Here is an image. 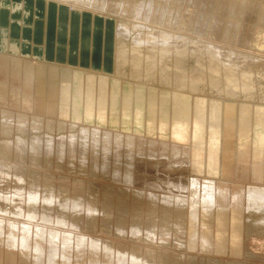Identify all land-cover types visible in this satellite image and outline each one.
Returning <instances> with one entry per match:
<instances>
[{
	"label": "bare ground",
	"instance_id": "bare-ground-1",
	"mask_svg": "<svg viewBox=\"0 0 264 264\" xmlns=\"http://www.w3.org/2000/svg\"><path fill=\"white\" fill-rule=\"evenodd\" d=\"M39 1L49 15L73 14L98 39L106 38L102 59L107 48L112 68L97 73L33 55L39 67L29 87L39 111H11L22 102L0 109V264L5 257L12 264H241L245 239L264 231V107L206 104L192 96L202 75L193 80L181 71L173 79L176 90L171 81L159 86L154 75L161 62L155 57L166 64L177 45H194L187 38L191 31L209 40L217 34L234 55L243 47L256 52L264 38V0ZM226 5L230 19L241 20L222 33L215 23L222 22ZM8 9L23 15L20 23L12 21V36L21 27L27 38L33 8L27 0L5 1L2 23ZM86 38L80 54L91 46ZM27 41L34 52H46V46ZM222 47L209 41L204 47L211 64L224 63H215L216 72L209 69L215 88L217 76L232 64L222 59ZM143 65L148 78L137 82ZM163 68V80L170 79V69ZM226 71V89H239L241 76ZM45 163L74 173L57 174L63 176L58 188L54 177L44 179L31 169Z\"/></svg>",
	"mask_w": 264,
	"mask_h": 264
},
{
	"label": "rangeland",
	"instance_id": "rangeland-1",
	"mask_svg": "<svg viewBox=\"0 0 264 264\" xmlns=\"http://www.w3.org/2000/svg\"><path fill=\"white\" fill-rule=\"evenodd\" d=\"M5 1H8V2H11V1H13V0H0V16H2L1 15V9H2V3L3 2H5ZM14 1H17V2H23L24 3V0H14ZM40 2V4H43L42 3V1H39V0H27V5H28V7H29V5L33 8V14H32V22L34 21V19H35V17H36V15H39V13L41 12V10H40V6H38L37 7V5H38V2ZM37 4V5H36ZM44 6H46V3H44ZM227 6V5H226ZM226 6H223L224 8H225V13H223L222 15H221V20H222V22L220 23V22H217V21H215V22H217V23H215V25L217 26V28L218 27H220L219 28V31H221L222 33H224L225 32V29H223V27H226L229 23H235V22H233L234 20H236V22L237 21H240L241 20V18L239 17V18H231L230 19V17H229V13H228V6L226 7ZM36 8H37V12H39V10H40V12L39 13H36ZM48 8V7H47ZM39 9V10H38ZM262 10H264L263 8H262ZM4 14V16H6V20H5V22H1L0 21V31L1 32H4L5 33V35H6V37L3 39V38H1L2 37V34H1V36H0V61H2L3 63H0V109L2 110V109H9L10 108V106H13L14 104H16L17 106H19L20 105V103H21V108H18V109H13V108H10V109H13V110H15V111H13V110H11L12 112H15V113H23V114H33L34 113V115H36L37 114V112L39 111V110H37L36 109V107H34V97L35 96H37L36 94H35V92H33L32 90H31V88L29 87V85H32L33 84V77H32V73L39 67L38 65L39 64H33V61H35L34 59H36V58H34V57H32L33 55H35V56H37V58L39 59V58H41L40 60H43L44 59V57H43V55H41V54H39V52L37 51V52H34V50L32 49V47H30L29 46V41H27V39L24 37L23 38V36L21 35V33H23V32H21L20 33V31L21 30H23L21 27L20 28H18V30H19V35L18 36H12V32H11V29H12V27L14 26V25H12L11 26V23H12V21L13 20H17V21H19V19H23V15H20V16H16L14 13H12L11 14V9H8L7 11H5V12H3ZM54 13V15H53V22H58V19H59V17H60V14H59V12L58 11H54L53 12ZM69 16H71L72 17V15L73 14H68ZM74 17H75V15H73ZM226 17H227V20H226ZM229 17V18H228ZM30 18V19H31ZM43 18H44V15H43ZM76 19H77V17H76ZM229 19H230V21H229ZM233 19V20H232ZM240 19V20H239ZM20 20V21H21ZM220 20V21H221ZM20 21H19V23H20ZM229 21V22H228ZM18 23V24H19ZM30 23H31V21H30ZM225 23V24H224ZM264 23V16H263V19L259 22V27L262 25ZM14 24V23H13ZM29 24V23H28ZM223 24V25H222ZM6 25V26H5ZM30 28H32V26H29ZM2 28H4V29H2ZM191 30H193L192 28H191ZM190 30V31H191ZM87 32H89V31H87ZM193 31H191V33H192ZM33 33H34V31H33ZM188 33V34H190V35H188L187 36V38H191V39H195L196 41H195V44L194 45H189V46H186L185 47V44H183V43H181V44H179V45H177L176 47L177 48H175V49H177V50H173V52L174 53H170L169 54V57H171L170 59H169V57H168V59H167V63L166 64H164V62H166L165 60H164V62L163 61H160L161 60V58L162 57H160V56H157V57H155L156 59V61H159V62H161L160 64H158V70L156 69V75H154V77H156V81H157V84L160 86V85H162V83H166V85L164 84L163 86L164 87H168L169 85H167V84H171L170 83V81L172 82V85L170 86V89H175L176 90V88H174V82H175V80H176V77L181 73V71H182V73L180 74L181 76L182 75H184V73H186L187 74V76L188 77H190V75H191V77L190 78H194V79H198L199 77H200V75H202L204 78L203 79H201L200 80V78L198 79V80H200V82L199 81H197V80H194L193 78V80L195 81V82H197L196 83V85H198V87H197V92H195L194 94H192V96H194V97H198L199 99H202L205 103L206 102H208V103H206V104H209L210 103V101H218V102H235L236 104H249V105H252V106H262L263 105V107H264V38H263V40H261L260 42H259V44L260 45H257V51L255 52L254 50H251V48H247V47H243V48H245V50H243V49H240L239 51V55H234L232 52H231V50H229L230 48H232L233 46H231L230 44H228V45H226V46H228V47H225V46H223L222 47V44H220L219 42H221L220 41V37L218 38L217 36V34H214V39H216V40H212V38L209 40V38L207 39V37L206 36H204V37H202V38H198V37H196L195 36V33ZM222 33H220V34H222ZM24 35H26L25 33H23ZM28 34V33H27ZM88 34H90V32L88 33ZM87 34V35H88ZM86 37V36H85ZM84 37V38H85ZM89 37V36H88ZM206 37V38H205ZM32 39V41H33V38H31ZM31 39H29L30 41H31ZM200 40V41H198V40ZM102 40H103V47L105 48V44H104V42L106 41V38H102ZM205 40V41H204ZM202 41V42H201ZM208 41H209V43L210 42H213L214 44H216V45H218V46H221L222 48H225V49H222V51H221V53H222V59L225 61V64L229 61V63H232V64H228L227 65V67H229L230 68V70L231 71H236V70H238V69H240V70H238V72H240V73H238L237 71V73H235V74H238V76L237 77H239V76H241V80H242V82H241V80H240V85L238 86L239 87V89H237V88H235V89H233V92H232V90L230 91H228L227 89H226V79H224V78H226V74L228 75V72L226 71V69H229V68H227V67H224L225 68V71L223 72V73H220V75L221 76H217V82H222V86H221V84L220 83H216V88L214 87V85H212L211 84V82H210V80H208L209 78H210V76L212 75V71H215V70H213L214 69V67H215V63L216 64H224V63H222V62H220V61H213L212 60V64L210 63L211 62V51H209V50H207V49H205L204 47L206 46L207 47V44H208ZM219 41V42H218ZM197 42H199V44L197 43ZM32 44H34V42H31ZM35 45V44H34ZM181 45V46H180ZM182 45H184L183 47H182ZM200 45H202V47L200 46ZM83 46V44H82V40L80 41V43H79V53H77L78 54V56H79V54H80V52H81V47ZM191 46H194V47H192V48H190ZM198 46V47H197ZM200 46V47H199ZM229 46H231L230 48H229ZM178 47H179V49H178ZM185 47V48H184ZM195 47H197V48H195ZM190 48V49H189ZM189 49V51H185V50H188ZM194 49H196L197 51H198V49H201V51H203L202 53H204V54H202V53H198V52H201V51H195ZM246 49H249V50H246ZM181 50V52H179ZM251 50V51H250ZM176 51H178V53L179 54H182L181 56L182 57H180L181 59H179L178 60V56H180ZM208 51V52H207ZM186 52V53H185ZM191 52V53H190ZM208 54H207V53ZM225 52V53H224ZM249 52V53H248ZM32 53V54H31ZM184 53V54H183ZM189 53V54H188ZM255 53H257V54H261V56L260 57H263L260 61H253V60H251V59H247L246 58V56L245 55H247V54H255ZM177 54V55H176ZM188 54V55H187ZM192 54V55H191ZM194 54V55H193ZM81 55V54H80ZM102 55L104 56V53L102 52ZM177 56V57H175V56ZM201 55H203V56H201ZM227 55V56H226ZM184 56V57H183ZM186 56H187V58H186ZM197 56V57H196ZM205 56V57H204ZM209 57V58H207V57ZM224 56V57H223ZM236 56L238 57V58H236ZM172 57H174V58H176V59H173ZM103 58V57H102ZM160 58V59H159ZM198 58H200V59H198ZM205 60H204V59ZM236 58V59H235ZM32 59H33V61H32ZM172 59V60H171ZM182 59H184V60H182ZM209 59V60H208ZM173 60H176V61H173ZM199 60H200V62H199ZM237 60V61H236ZM45 61V60H44ZM54 61V60H53ZM102 61H104L103 59H102ZM178 61V62H177ZM205 61V62H204ZM198 62V63H197ZM233 62H236V63H234L233 64ZM244 62V63H243ZM258 62V63H257ZM263 62V63H262ZM5 63H9V64H5ZM113 64H115V62L113 61ZM144 64V63H143ZM146 64V63H145ZM177 64V65H176ZM179 64V65H178ZM184 64V65H183ZM208 64V65H207ZM210 64V65H209ZM45 65V64H44ZM55 65H57V64H55ZM94 65V64H93ZM201 67H200V66ZM202 65H204V67L202 66ZM212 65V66H211ZM235 65V66H234ZM182 66V67H181ZM209 66H210V68H209ZM231 66H233V67H231ZM257 66L259 67V68H257ZM261 66V67H260ZM73 67H76V66H73ZM78 67V66H77ZM163 67H168L167 68V70L168 69H170V73H169V75H170V79H168V80H163V78L164 77H162L163 75H162V72H161V70H164V68ZM180 68V70H178L177 72H179V73H177V74H175V71L177 70V69H179ZM202 67H203V69L206 67H208L207 69L205 68L204 69V71H203V69H202ZM239 67V68H238ZM241 67V68H240ZM250 67V68H249ZM256 67V68H255ZM129 68V66H127V68L125 67V70H126V72H127V74L129 75V77L131 76L130 74H131V71L128 69ZM142 68V69H141ZM211 68H213V69H211ZM224 68H223V70H224ZM234 68V69H233ZM236 68V69H235ZM253 68V69H252ZM83 69H87V68H83ZM145 69V70H144ZM174 69H175V71H174ZM199 69V70H198ZM212 70V71H210V70ZM233 69V70H232ZM245 69H248V70H245ZM87 70H89V69H87ZM91 70H94L95 72H97V73H102L101 71L102 70H95L94 69V66H93V69H91ZM146 70H148V68L146 67H144V65L142 66V67H140V69H139V75H138V77L135 79V81H137V82H141V81H143V80H146L147 78H148V75L146 74L147 73V71ZM160 70V72L158 73V71ZM201 70V71H200ZM205 70H206V72H205ZM221 70V69H220ZM244 71L245 72V74H247V72L249 73V71H250V73H251V76H250V78H249V76H248V74L245 76L244 75V73H242L241 74V71ZM251 70L253 71V72H251ZM256 70V71H255ZM258 70V71H257ZM130 71V72H129ZM142 73H141V72ZM144 71V72H143ZM172 71V72H171ZM247 71V72H246ZM209 72H211V73H209ZM216 72V71H215ZM141 73V74H140ZM203 73V74H202ZM250 73H249V75H250ZM110 74V73H109ZM159 74H160V76H159ZM186 74H185V76H186ZM208 74L210 75L209 77H208ZM225 74V75H224ZM111 75H112V73H111ZM145 75V76H144ZM147 75V76H146ZM179 75V76H180ZM199 75V76H198ZM242 75H244V78L242 77ZM255 77H254V76ZM175 76V77H174ZM206 76V77H205ZM224 76V77H223ZM253 76V77H252ZM198 77V78H197ZM208 77V78H207ZM220 77V78H219ZM158 78H159V81H158ZM206 78V79H205ZM173 79H175V80H173ZM239 79H240V77H239ZM245 79H246V81H245ZM221 80V81H220ZM248 80V81H247ZM164 81V82H163ZM203 81V82H202ZM207 81V82H206ZM225 81V82H224ZM205 82V83H204ZM249 82V83H248ZM210 83V84H209ZM224 83V84H223ZM246 84V85H249L248 87H243V85L244 84ZM218 84H220V85H218ZM242 84V85H241ZM200 85V86H199ZM203 85V86H202ZM220 87L219 88V90L217 91V89H218V87ZM202 87V88H201ZM206 87V88H205ZM251 87V88H250ZM205 88V89H204ZM169 89V90H170ZM243 89V90H242ZM200 90V91H199ZM201 90H203V91H201ZM215 90V91H214ZM223 90V91H222ZM247 90V91H246ZM171 91V90H170ZM244 91H246V92H244ZM202 92H204V93H202ZM219 92V93H218ZM235 92V93H234ZM243 92V93H242ZM226 93V94H225ZM232 93V94H231ZM219 94V95H218ZM221 94V95H220ZM230 94V95H229ZM196 95H198V96H196ZM227 95V96H226ZM247 95V96H246ZM254 95V96H253ZM216 96V97H215ZM235 96V97H234ZM251 98H250V97ZM202 97V98H201ZM249 97V98H248ZM198 98H196V99H198ZM209 98H210V100H209ZM227 98V99H226ZM21 99V100H20ZM32 99H33V101H32ZM223 99V100H222ZM247 99V100H246ZM250 99V100H249ZM207 100V101H206ZM221 100V101H220ZM229 100H231V101H229ZM236 100V101H235ZM249 100V101H248ZM255 102V103H254ZM262 102V103H261ZM10 103V104H9ZM252 103V104H251ZM257 103V104H256ZM33 106H32V105ZM10 105V106H9ZM7 106V107H6ZM24 106H26V107H24ZM32 106V107H31ZM28 109V110H27ZM17 110V111H16ZM199 113V115L201 116V112H198ZM29 117V116H28ZM202 117V116H201ZM44 132H45V130H43ZM42 164V163H41ZM44 165V166H43ZM43 165H39L38 167L36 166V165H31V169L34 171V170H37L41 175L40 176H42V177H44V179H46V177H49V178H55V181L53 182V184H55L58 188L61 186V183H59L61 180H62V178H63V176H59V175H57V174H67L68 172H69V174H72V173H74L73 171H67V169H61V170H57V169H50L48 166V164L47 163H45V164H43ZM46 165V166H45ZM30 166V165H29ZM40 167V168H39ZM67 167H71V165H68ZM36 168V169H35ZM42 169V170H41ZM40 170V171H39ZM66 170V171H65ZM44 171V172H43ZM49 171V172H48ZM57 171V172H56ZM42 172V173H41ZM59 172V173H58ZM63 172V173H62ZM56 173V174H55ZM44 174V175H43ZM47 174V175H46ZM52 174H55V176H53ZM33 176H35V174H33ZM37 176V178L39 177L38 175H36ZM61 178V179H60ZM58 184V185H57ZM72 191V190H71ZM86 192V191H85ZM88 192V191H87ZM85 194V196L88 198H90V195H89V193H84ZM95 194V193H94ZM96 195V194H95ZM102 198L103 199H105L106 201L107 200H110V198L108 197V196H105L104 194H102ZM113 199H115V198H113ZM112 199V200H113ZM134 213H136V211H134ZM150 215H153V214H151L150 213ZM228 229V228H227ZM261 232L263 233L264 231H259V233L257 232V236H255V234H252L251 236H249V237H245L244 235V239L246 240L245 241V243H244V245H243V249H244V252L242 253V256H243V254H245L246 253V255L248 256H246V255H244L243 257L241 256V258H242V262H241V264H250V262L251 263H253V264H264V235L263 234H261ZM242 236V237H243ZM255 236V237H254ZM258 237V238H257ZM263 237V238H262ZM231 239H233V240H236V238L234 239V238H231ZM247 240H250V241H248L249 243H247ZM247 243V244H246ZM250 244V245H249ZM250 248H249V247ZM246 249V250H245ZM248 249H250V250H248ZM246 251H248V252H246ZM189 252H192V250H189ZM249 254V255H248ZM250 254H252L253 255V257L250 255ZM250 257V258H249ZM252 258V259H251ZM255 258V259H254ZM246 259V260H245ZM247 262V263H246ZM260 262V263H259ZM13 263V261L10 259V258H6L5 257V260H2V264H12ZM25 263V262H24ZM25 264H27V263H25ZM208 264V263H207ZM233 264V263H232Z\"/></svg>",
	"mask_w": 264,
	"mask_h": 264
},
{
	"label": "crops",
	"instance_id": "crops-1",
	"mask_svg": "<svg viewBox=\"0 0 264 264\" xmlns=\"http://www.w3.org/2000/svg\"><path fill=\"white\" fill-rule=\"evenodd\" d=\"M38 6H40L39 8L41 12L39 9L38 10L40 13L37 12L36 8V13H39L43 21L38 22V20H35V18L31 23V26L33 25V28H35L34 33L31 31L32 28H29L27 31L29 36L25 38L27 40L33 38V41L31 39V42H34V44L38 47L41 45V47L46 46V52L44 54H42V52L40 53L38 50L35 52L38 51L39 54L43 55L44 58L46 56H53L54 60L56 59L57 62L67 66H78L80 68L93 69V64H97L98 66L94 67V69L96 71L102 70L101 72H108L112 68V64H110L108 58L109 52L107 48V57L104 61H102V52L105 51V48L103 47V41L97 38L98 34L90 33L86 35L88 30H86L85 21L78 20L76 19V16L74 17L73 15L71 17L65 11H62L59 17V22H53V13H50L49 15V10H46L44 4H40V2H38L37 7ZM21 35H23V33H21ZM84 36L87 37V44H91V49L89 47V49H84L83 51L82 48V54L78 56L77 53H79L80 50L79 43L81 40L85 42ZM89 38L90 40H88ZM54 41H56L55 48H53ZM106 59H108L109 64H105ZM108 65H110V69L108 68L109 70L105 71L104 69H107ZM108 73H110V71Z\"/></svg>",
	"mask_w": 264,
	"mask_h": 264
}]
</instances>
